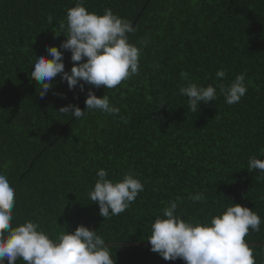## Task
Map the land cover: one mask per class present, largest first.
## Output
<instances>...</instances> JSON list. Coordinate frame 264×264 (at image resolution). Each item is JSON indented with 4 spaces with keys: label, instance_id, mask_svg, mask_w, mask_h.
<instances>
[{
    "label": "trees",
    "instance_id": "16d2710c",
    "mask_svg": "<svg viewBox=\"0 0 264 264\" xmlns=\"http://www.w3.org/2000/svg\"><path fill=\"white\" fill-rule=\"evenodd\" d=\"M75 3L0 0V171L15 189L14 226L31 219L56 236L83 224L105 238L116 264H185L165 261L147 241L169 201L178 200L185 220L211 219L232 202L264 218V174L247 169L249 157L264 159V0H84L89 11L111 8L132 22L141 58L138 75L93 88L119 115L92 111L80 120L59 109L84 110L90 86L70 91L58 74L41 99L30 77L36 55L64 41L60 22ZM61 51L70 71L71 53ZM242 72L247 92L237 104L218 92L192 113L179 94L189 81L229 83ZM101 168L114 181L132 172L144 184L129 208L105 220L88 197ZM197 192L204 200L193 203ZM245 240L264 264V222Z\"/></svg>",
    "mask_w": 264,
    "mask_h": 264
},
{
    "label": "clouds",
    "instance_id": "9594fccd",
    "mask_svg": "<svg viewBox=\"0 0 264 264\" xmlns=\"http://www.w3.org/2000/svg\"><path fill=\"white\" fill-rule=\"evenodd\" d=\"M48 23L54 21L48 16ZM64 41L57 46H47V56L36 55L30 73L31 79L39 83V96L43 99L53 87L54 78L60 74L68 89L90 86L85 99L86 108L70 103L59 109L63 114L80 120L87 112L99 111L117 116L120 109L110 103L107 95L98 97L93 88L114 89L123 81L138 75L141 48L129 40L135 33L132 22L105 8L102 14L89 11L84 0H76L75 6L67 10L66 19L60 22ZM58 36V35H56ZM70 51L73 66L65 70L64 52ZM246 72L239 73L229 83L207 86L189 81L181 86L179 94L188 98V109L197 113L202 104L216 101L217 93L228 105L237 104L247 92ZM187 79L186 73H181ZM224 69L216 71L218 81L225 80ZM62 98L64 94H60ZM247 169L264 174V159L249 157ZM106 169H99L93 188L88 192L92 203L99 206V215L105 219L123 213L144 191V184L132 172L122 179L108 178ZM193 202L204 200L203 193L190 194ZM16 195L8 176L0 171V264H116L105 238L83 224L74 231L63 230L51 236L37 222L27 219L14 226L13 209ZM178 200L169 201L160 215L151 223L147 238L150 250L165 261L183 260L185 264H256L253 249L245 240L249 231L259 232L264 218L247 206L231 203L211 219L203 221L185 220L178 213Z\"/></svg>",
    "mask_w": 264,
    "mask_h": 264
}]
</instances>
